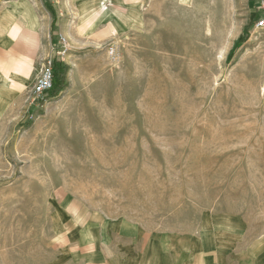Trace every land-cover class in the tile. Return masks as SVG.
<instances>
[{"label":"rangeland","instance_id":"obj_1","mask_svg":"<svg viewBox=\"0 0 264 264\" xmlns=\"http://www.w3.org/2000/svg\"><path fill=\"white\" fill-rule=\"evenodd\" d=\"M125 5H135L129 28L99 45L66 38L62 90L37 108L30 89L23 119L0 126V264H50L63 209L157 231L264 236L256 0Z\"/></svg>","mask_w":264,"mask_h":264},{"label":"crops","instance_id":"obj_2","mask_svg":"<svg viewBox=\"0 0 264 264\" xmlns=\"http://www.w3.org/2000/svg\"><path fill=\"white\" fill-rule=\"evenodd\" d=\"M109 3L108 7L105 4ZM126 0H0V126L23 119L38 71L55 35L99 45L129 28ZM63 214V215H62ZM50 264H264V236L234 232L157 231L127 218L104 219L66 209Z\"/></svg>","mask_w":264,"mask_h":264},{"label":"built area","instance_id":"obj_3","mask_svg":"<svg viewBox=\"0 0 264 264\" xmlns=\"http://www.w3.org/2000/svg\"><path fill=\"white\" fill-rule=\"evenodd\" d=\"M253 28L264 32V0H256L253 10ZM68 40L61 34L55 35L52 45V52L47 57L38 71L34 85L32 87L30 104L34 107H42L49 99L56 82L55 71L60 72L63 67L64 58L69 52ZM107 57L110 61L118 60V53L115 44L109 43L106 46Z\"/></svg>","mask_w":264,"mask_h":264},{"label":"trees","instance_id":"obj_4","mask_svg":"<svg viewBox=\"0 0 264 264\" xmlns=\"http://www.w3.org/2000/svg\"><path fill=\"white\" fill-rule=\"evenodd\" d=\"M242 38L239 39V43H241ZM55 78H58L57 81L54 84V90L56 91H61L62 90V83H63V77L61 76V74H58L56 71L54 73ZM58 88V89H56Z\"/></svg>","mask_w":264,"mask_h":264}]
</instances>
